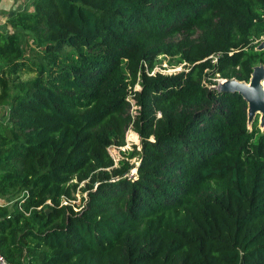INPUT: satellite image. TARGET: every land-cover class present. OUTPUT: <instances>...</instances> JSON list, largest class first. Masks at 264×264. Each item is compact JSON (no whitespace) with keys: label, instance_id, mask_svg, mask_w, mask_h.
I'll list each match as a JSON object with an SVG mask.
<instances>
[{"label":"trees","instance_id":"trees-1","mask_svg":"<svg viewBox=\"0 0 264 264\" xmlns=\"http://www.w3.org/2000/svg\"><path fill=\"white\" fill-rule=\"evenodd\" d=\"M7 22L11 264H264V127L218 86L264 63V0H34ZM130 127L137 159L116 160Z\"/></svg>","mask_w":264,"mask_h":264},{"label":"water","instance_id":"water-1","mask_svg":"<svg viewBox=\"0 0 264 264\" xmlns=\"http://www.w3.org/2000/svg\"><path fill=\"white\" fill-rule=\"evenodd\" d=\"M264 49V38L257 46ZM219 88L241 93L248 102V123L251 125L255 116L260 114V126L264 127V63L254 66L249 81L238 78L219 79Z\"/></svg>","mask_w":264,"mask_h":264},{"label":"rangeland","instance_id":"rangeland-1","mask_svg":"<svg viewBox=\"0 0 264 264\" xmlns=\"http://www.w3.org/2000/svg\"><path fill=\"white\" fill-rule=\"evenodd\" d=\"M25 46H26V49L29 53H31L32 55H35L38 58H41V55H40L41 47L40 46H36L35 43H33L32 41H26ZM162 64H163V66L159 65V66H157V69H160V70L167 72V73L182 69V66L169 67L167 61H165V63L163 61ZM165 66L167 68L164 69ZM136 88H139L138 84H137ZM257 115H259V113ZM0 117L3 119H5L7 117V110L5 108H4V110L0 111ZM258 119L260 120V117H258ZM126 140L127 141H126L125 145H122V146L111 145L110 146V150H111L112 154H114L116 160H119L120 158H124V157L130 158V157H128L129 152L140 149V147H141L140 135L138 134V132L136 130H134L133 127H130L129 129H127ZM130 159H131V161H134L137 159V157L134 156V157H131ZM133 171H135V169ZM2 199L4 202H7V203L10 202V200H8L6 198H2ZM75 201L77 204H79L81 202V193L80 192H78V197Z\"/></svg>","mask_w":264,"mask_h":264},{"label":"crops","instance_id":"crops-1","mask_svg":"<svg viewBox=\"0 0 264 264\" xmlns=\"http://www.w3.org/2000/svg\"><path fill=\"white\" fill-rule=\"evenodd\" d=\"M34 0H0V29L8 31L7 18L18 9L33 8Z\"/></svg>","mask_w":264,"mask_h":264},{"label":"built area","instance_id":"built-area-1","mask_svg":"<svg viewBox=\"0 0 264 264\" xmlns=\"http://www.w3.org/2000/svg\"><path fill=\"white\" fill-rule=\"evenodd\" d=\"M138 84V87L140 88V84L139 83H137ZM137 84H136V86H137ZM136 86H135V88H136ZM130 98H131V100H132V102H133V108L135 109L138 105L137 104H135V99L133 98V96L132 95H130ZM135 106V107H134ZM114 155V154H113ZM66 202H67V200H65ZM0 264H11L9 261H8V259L6 258V256L1 252V250H0Z\"/></svg>","mask_w":264,"mask_h":264}]
</instances>
